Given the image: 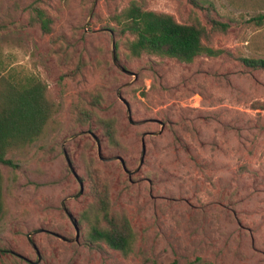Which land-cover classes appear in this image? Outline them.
I'll use <instances>...</instances> for the list:
<instances>
[{
  "label": "rangeland",
  "instance_id": "rangeland-1",
  "mask_svg": "<svg viewBox=\"0 0 264 264\" xmlns=\"http://www.w3.org/2000/svg\"><path fill=\"white\" fill-rule=\"evenodd\" d=\"M130 1L0 0L1 72L41 78L56 103L43 134L0 165V264H264V70L239 60L264 58V22L251 20L264 0H137L229 24L210 33L224 52L192 62L130 55L114 21ZM94 172L136 233L128 256L86 237Z\"/></svg>",
  "mask_w": 264,
  "mask_h": 264
},
{
  "label": "trees",
  "instance_id": "trees-1",
  "mask_svg": "<svg viewBox=\"0 0 264 264\" xmlns=\"http://www.w3.org/2000/svg\"><path fill=\"white\" fill-rule=\"evenodd\" d=\"M34 19L49 33L51 20L45 10L34 8ZM256 24L264 22V13L251 17ZM122 34L132 38L126 42L130 55L159 54L182 62H192L199 55L217 56L224 49L210 42L211 32H226L229 24L207 13L209 27L195 21L180 22L171 13L147 9L137 0L114 15ZM245 66L264 70V58L240 57ZM0 70V165L13 166L6 155L39 138L48 120L56 111V103L47 95V85L39 77L15 79ZM98 122L106 138L119 145L114 118L101 117ZM3 176L0 169V220L6 213L2 196ZM89 188L93 202L80 212V220L87 223L86 237L92 242H103L108 247L128 256L134 247L136 233L125 213L111 210L109 185L98 172L91 175Z\"/></svg>",
  "mask_w": 264,
  "mask_h": 264
},
{
  "label": "water",
  "instance_id": "water-1",
  "mask_svg": "<svg viewBox=\"0 0 264 264\" xmlns=\"http://www.w3.org/2000/svg\"><path fill=\"white\" fill-rule=\"evenodd\" d=\"M67 161H68V163H69V166L71 167V164H70V162H69V159L67 158ZM72 168V167H71ZM74 225H75V230H76V236H75V238H77L78 237V228H77V226H76V224L74 223Z\"/></svg>",
  "mask_w": 264,
  "mask_h": 264
}]
</instances>
